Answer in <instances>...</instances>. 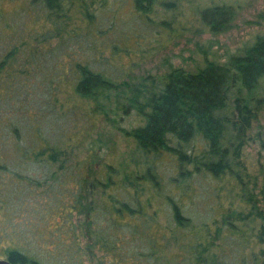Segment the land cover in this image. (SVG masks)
<instances>
[{
	"label": "trees",
	"instance_id": "trees-1",
	"mask_svg": "<svg viewBox=\"0 0 264 264\" xmlns=\"http://www.w3.org/2000/svg\"><path fill=\"white\" fill-rule=\"evenodd\" d=\"M130 1L144 19L158 8L178 14L175 0ZM116 2L29 0L51 28L36 31L37 44L27 52L21 44L0 56V260L264 264V33L224 63L206 59L194 72L172 68L118 81L96 68L105 62L97 56L100 45L86 40L101 21L96 11ZM193 11L200 31L218 35L232 28L240 5H194ZM82 44L89 57L55 69L62 45ZM44 57L57 60L47 74L36 66ZM77 100L87 108L84 118H100L132 141L116 163L94 149L100 139L73 140L69 120L83 108ZM133 113L140 124L122 128ZM250 146L257 147L254 164L246 155ZM163 153L177 163L166 184L148 164L150 155ZM207 179L199 203L193 183ZM202 190L213 201L204 207ZM143 192L150 195L140 202ZM154 201L164 204V215L149 213ZM125 221H134L127 225L138 249L124 253Z\"/></svg>",
	"mask_w": 264,
	"mask_h": 264
},
{
	"label": "rangeland",
	"instance_id": "rangeland-1",
	"mask_svg": "<svg viewBox=\"0 0 264 264\" xmlns=\"http://www.w3.org/2000/svg\"><path fill=\"white\" fill-rule=\"evenodd\" d=\"M28 2L29 0H0V36L2 38L0 40V56L21 44L26 46L22 50L27 52L29 46L31 49L35 47V42L33 43L31 39L33 34L51 28V25L43 22V14H38L28 7ZM174 2L177 4L178 8L175 12L178 14L177 16L175 14L173 18V13L167 14L162 8H158L149 18L144 19L136 15L130 0H117L115 5L103 9L104 12L96 11V20L100 19L101 21L89 28V34L86 37L87 41L98 42L100 45L97 56L105 62L104 64L99 63L96 68H104L118 81H135L145 75H164L172 68L194 72L203 67L206 59L224 63L229 55L252 43L256 36L264 33V0H175ZM221 2L239 3L240 5V11L232 28L218 35H212L206 30L200 31L193 11L194 5L204 7L210 3ZM163 21L167 22L166 25L162 24ZM52 42L55 46L57 41L53 40ZM98 44L96 43L97 46ZM112 44L117 45V52L110 49L109 45ZM67 48L68 46L62 45V50L58 54L56 53L57 56H60L58 63L55 58L44 57L43 61H39L36 66L41 68V72L47 74L50 73V66H55L56 63V70L60 71L61 63L63 70H66L77 59L90 56V53L83 49V44L68 48V50ZM33 83L34 81H31V84ZM77 102L78 105H82L81 101L77 100ZM82 107L69 120L73 125V140L75 139V142L79 143L85 137L90 136L89 141L92 140L94 143L96 139H100L102 145L93 146L94 149L99 151L104 162L116 163L121 155L133 147L132 141L126 140L118 129H111L105 125L100 118L88 119V116L84 118L83 114L85 113L81 111L84 109L86 111L87 108L83 105ZM139 124L140 119L134 113L120 123L121 127L125 129H131ZM65 126L66 129H70V125L65 124ZM201 145L193 144L196 150L200 149ZM256 153V146L246 149V155L253 164ZM148 164L153 171L159 174L165 184L175 174L177 167L176 160L167 153L150 155ZM197 182L193 183L194 195L200 203V198L197 196L198 191L202 187L207 190L211 181L207 179ZM113 192L121 199H128V196L122 191L112 190ZM148 195H150L149 192H143L139 195V201H146ZM204 195H207L206 191L203 193L202 190L201 201H203L201 204L203 207L207 206L208 202L213 203V201H209L208 195L205 197ZM186 203L187 200H185ZM155 209H159L164 215L166 207L161 201H154L152 208L149 207L148 211L153 213ZM202 210L204 209L201 206V213ZM132 222L127 221L121 226L125 237V241H123L124 253L129 247L138 249V239H135L134 242H131L130 239L131 226L127 223L133 224ZM160 222L164 221L160 219ZM98 254L96 253V257ZM135 263L137 264L136 261ZM86 264H95V262Z\"/></svg>",
	"mask_w": 264,
	"mask_h": 264
},
{
	"label": "water",
	"instance_id": "water-1",
	"mask_svg": "<svg viewBox=\"0 0 264 264\" xmlns=\"http://www.w3.org/2000/svg\"><path fill=\"white\" fill-rule=\"evenodd\" d=\"M0 264H9V263L4 260H0Z\"/></svg>",
	"mask_w": 264,
	"mask_h": 264
}]
</instances>
